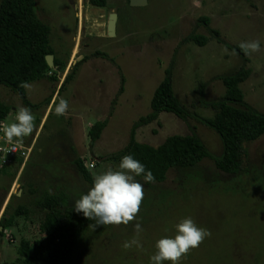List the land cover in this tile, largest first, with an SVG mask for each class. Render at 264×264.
Here are the masks:
<instances>
[{
  "label": "rangeland",
  "instance_id": "374dc122",
  "mask_svg": "<svg viewBox=\"0 0 264 264\" xmlns=\"http://www.w3.org/2000/svg\"><path fill=\"white\" fill-rule=\"evenodd\" d=\"M33 1L37 17L50 28L53 63L65 70L53 66L49 74L56 81L28 84L25 98L31 107L0 86V102L14 110L4 124L13 122L23 106L31 109L36 125L24 145L39 131L27 162L14 161L0 176V217L25 210L0 231V264L17 263L18 243L40 238L45 216L63 212L38 208L36 202L44 194L66 193L67 207L73 210L75 200L90 189L78 173L77 159L86 169L96 163L89 170L92 177L118 167L120 160L105 159L126 147L132 127L150 113L149 102L165 70L188 117L182 121L160 113L156 121L136 130L135 140L159 146L169 136L194 134L210 157L190 169L170 170L163 183L144 184L136 219L128 225L96 226L91 220L70 264H150L156 241L174 235L175 224L189 216L211 236L183 257L182 264H264V135L243 143L240 171L225 174L213 161L222 155L221 138L204 122L214 116L207 104L225 95L221 78L242 67L250 72L241 84L245 101L264 114V0H147L142 7H132L128 0H106L103 8L86 0ZM111 13L117 22L115 36L108 38ZM192 36L206 38V44L196 45ZM254 40L260 41V50H246V59L233 49ZM68 70V82L54 97ZM59 98L69 102L64 115L54 111ZM97 122L104 127L91 144L88 131ZM136 223L143 229L142 247L124 249L122 245L136 237Z\"/></svg>",
  "mask_w": 264,
  "mask_h": 264
},
{
  "label": "trees",
  "instance_id": "16d2710c",
  "mask_svg": "<svg viewBox=\"0 0 264 264\" xmlns=\"http://www.w3.org/2000/svg\"><path fill=\"white\" fill-rule=\"evenodd\" d=\"M86 1L96 8H103L106 5V0ZM207 21L204 19V22ZM214 35L218 36L215 32ZM49 37L50 28L37 17L33 0H0V86L18 95L27 107L33 105L25 98V84L44 79L56 81L55 77L49 74L51 68L45 61L46 56L53 54ZM190 40L198 46H204L207 41L201 36H192ZM233 49L246 59L247 52L240 45ZM53 66L65 70V67L55 60ZM249 75V68L242 67L234 74L221 78L225 88L224 97L207 104L214 112V116L204 122L220 136L223 148L222 155L213 160L214 165L218 171L225 174H237L240 171L243 143L257 141L264 135V114L248 106L241 89V84ZM170 76V71L165 70V77L149 102L150 113L140 118L132 127L126 147L105 159L116 161L121 160L126 154H132L155 177L154 182L145 184L147 186L163 183L168 172L174 168L190 169L210 157L205 146L194 134L169 136L159 146L135 140L136 130L156 121L160 113H170L182 121L187 119L188 112L175 96ZM69 77L68 70L59 86L57 96ZM10 112L11 108L0 102V121H3ZM103 127V122H97L89 129L91 144L100 138ZM15 161L21 163L22 159L16 158ZM75 166L83 181L91 186L93 177L90 169H86L80 159L75 161ZM7 169L8 166L0 167V176L6 174ZM138 179L144 183L143 176ZM68 199V195L61 192L44 194L36 202L38 208L62 209L63 212L45 216L39 226L42 235L40 238L33 241L23 239L18 243L16 249L18 264H70L73 261L91 220L68 208ZM8 205L9 202L4 207L5 210ZM24 212L23 208H18L12 216L7 217L3 214L0 217L1 232L12 226L15 216H20Z\"/></svg>",
  "mask_w": 264,
  "mask_h": 264
},
{
  "label": "clouds",
  "instance_id": "9594fccd",
  "mask_svg": "<svg viewBox=\"0 0 264 264\" xmlns=\"http://www.w3.org/2000/svg\"><path fill=\"white\" fill-rule=\"evenodd\" d=\"M242 49L250 54L260 50V41H244ZM25 88L30 85L25 84ZM69 109V102L59 98L54 111L64 115ZM35 116L30 108L21 106L15 113L13 122L0 124V131L9 143L22 146L24 139L35 129ZM143 176L144 183L136 178ZM155 177L150 170L132 154L124 155L117 168H107L105 171L93 174L90 189L75 200L73 210L82 213L88 220H94L96 226L128 225L136 219L139 207L144 198V184L154 182ZM136 237L126 241L122 247L129 249L134 245L142 247L139 234L143 231L140 223L134 225ZM211 232L197 225L192 217L182 218L174 226V235L158 239L155 243V253L150 256V264H182V258L208 237Z\"/></svg>",
  "mask_w": 264,
  "mask_h": 264
},
{
  "label": "built area",
  "instance_id": "2783aa9c",
  "mask_svg": "<svg viewBox=\"0 0 264 264\" xmlns=\"http://www.w3.org/2000/svg\"><path fill=\"white\" fill-rule=\"evenodd\" d=\"M0 124H4L3 121H0ZM32 145L29 146L23 145L16 146L12 143H9L3 135V132L0 131V167L10 166L16 158L22 159V163H26L29 154L32 150ZM95 162H90L88 168L93 169Z\"/></svg>",
  "mask_w": 264,
  "mask_h": 264
},
{
  "label": "water",
  "instance_id": "95a60500",
  "mask_svg": "<svg viewBox=\"0 0 264 264\" xmlns=\"http://www.w3.org/2000/svg\"><path fill=\"white\" fill-rule=\"evenodd\" d=\"M128 3L132 7H142L147 4V0H128ZM116 22H117V15L115 13H111L109 15V20L106 27L108 38H113L115 36ZM45 61L48 67L50 68L53 67L52 55L46 56ZM0 231H1V227H0Z\"/></svg>",
  "mask_w": 264,
  "mask_h": 264
},
{
  "label": "crops",
  "instance_id": "0c3cea01",
  "mask_svg": "<svg viewBox=\"0 0 264 264\" xmlns=\"http://www.w3.org/2000/svg\"><path fill=\"white\" fill-rule=\"evenodd\" d=\"M71 63V61L69 62V64ZM75 63V62H74ZM73 63V64H74ZM68 64V66H67V68L66 69H68V67L70 66ZM60 81H62V80H60ZM60 85V84H59ZM59 88V86L56 88V90H55V94H54V97H55V95H56V93H57V89ZM54 97L52 98V100L50 101V103H48L47 105H46V107H45V110L43 111V116H42V118H41V120H40V124H39V129H40V126H42V124H43V122H44V120H45V118H46V116L48 117L49 116V114H50V107H51V104H52V101H53V99H54ZM11 111H14L13 109L11 110ZM39 133V131L37 132V133H35V135H34V137H33V140H32V142L30 143L31 145H32V148L34 147V144H35V142H36V140L38 139L37 137V134ZM28 137H30V136H28ZM27 162V161H26Z\"/></svg>",
  "mask_w": 264,
  "mask_h": 264
}]
</instances>
